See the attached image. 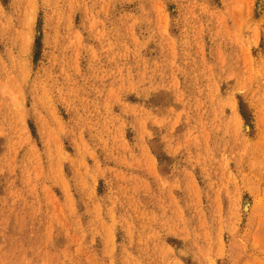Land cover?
I'll list each match as a JSON object with an SVG mask.
<instances>
[{
	"label": "rangeland",
	"instance_id": "1",
	"mask_svg": "<svg viewBox=\"0 0 264 264\" xmlns=\"http://www.w3.org/2000/svg\"><path fill=\"white\" fill-rule=\"evenodd\" d=\"M0 264H264V0H0Z\"/></svg>",
	"mask_w": 264,
	"mask_h": 264
}]
</instances>
